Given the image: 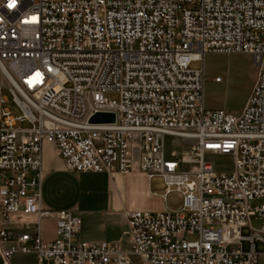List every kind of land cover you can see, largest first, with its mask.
Wrapping results in <instances>:
<instances>
[{
	"label": "built area",
	"instance_id": "1",
	"mask_svg": "<svg viewBox=\"0 0 264 264\" xmlns=\"http://www.w3.org/2000/svg\"><path fill=\"white\" fill-rule=\"evenodd\" d=\"M207 53H245L258 66L242 113L206 108ZM0 72L21 110H4L0 86L5 263L34 253L39 264H135L132 255L144 264H260L264 0H1ZM99 112L115 121L90 122ZM165 135L189 143L167 156ZM45 143L77 172L161 176L164 196L180 191L183 206L126 212L127 247L123 237L84 239L88 213L43 201ZM209 153L233 156V171H218ZM53 213L56 237L46 241L42 221Z\"/></svg>",
	"mask_w": 264,
	"mask_h": 264
},
{
	"label": "rangeland",
	"instance_id": "2",
	"mask_svg": "<svg viewBox=\"0 0 264 264\" xmlns=\"http://www.w3.org/2000/svg\"><path fill=\"white\" fill-rule=\"evenodd\" d=\"M1 2V0H0ZM202 61H194L191 66L194 68L201 67ZM203 65L207 80L204 87L205 106L210 110L223 109L229 113L240 114L247 105L248 98L257 79L259 68L254 63L252 57L245 53L235 54H218L207 53L205 54ZM220 77L221 81L217 82L216 78ZM0 86L3 90L4 110L10 111L14 115L21 113L20 107L15 101L14 95L10 90V86L4 75L0 72ZM110 98L114 101H119V95L112 93ZM22 128H31L33 124L30 121H25L19 124ZM165 151L166 155L170 156L171 152L180 151L184 143L188 141L181 140L179 137L173 135H165ZM206 160L210 161L218 171L231 173L234 169V158L229 154L216 155L207 154ZM70 172L75 173V170ZM70 172H56L52 178L46 181L43 193L44 196L52 204L53 208H64L69 205L79 203L81 201L82 210H92L94 212H102V200L100 203L92 201L88 198L86 190L78 188V177ZM77 172V171H76ZM85 174L84 181L101 184L102 179L91 173H101L93 171H83ZM142 173L144 172H134ZM72 187H69V186ZM128 185V208L137 210H147L151 212H161L167 210H179L183 206V194L173 189L164 198L163 194L167 191V185L163 177H155L152 180V190L154 195H146L141 192L139 185L141 180L137 174H133L127 181ZM100 195H103L101 192ZM53 215V214H52ZM51 215V216H52ZM50 216V218H51ZM46 220H43L44 228H46ZM251 225L254 228H259L263 222L255 217L251 219ZM243 237H249L252 229L245 226L241 230ZM245 250L250 249V242L248 239L244 240ZM256 249L258 252L264 254V242L256 241ZM18 254L13 256L16 258ZM131 259L135 264H144L142 259L137 255H132ZM25 261V260H24ZM12 264H14L12 262ZM24 264V263H23ZM260 264H264V257L261 259Z\"/></svg>",
	"mask_w": 264,
	"mask_h": 264
},
{
	"label": "crops",
	"instance_id": "3",
	"mask_svg": "<svg viewBox=\"0 0 264 264\" xmlns=\"http://www.w3.org/2000/svg\"><path fill=\"white\" fill-rule=\"evenodd\" d=\"M43 158H44V170H45V177L42 185V194H43V201L45 205L54 211L60 209H78L83 212H86L90 215L92 224L90 228L85 229L82 232V238L96 241V240H113L123 237L125 239V243L123 244L124 247H127V236L125 232L127 230L125 215L126 212H131L137 209H130L128 208V185L127 181L129 177L133 174H137L138 178L141 180V185L137 187L141 190L142 193L146 195H154L152 190V180L155 177L149 178L145 173H120L115 172L114 174H109L106 172L101 173H91L95 176L102 179L101 184L92 183V182H85L84 172H70L58 154L56 147L51 143H45L43 147ZM70 172L73 175L78 177V184L77 187L81 188L82 190H86L88 198L90 197V203L95 201L96 203H100L98 200H102V212H94L92 210H82L81 201L79 203H75L69 205V207H62V208H53L52 204L47 200L43 193V188L48 181V179L52 178L54 173L56 172ZM161 178V176H159ZM69 186V185H68ZM72 187V186H69ZM103 192V195H100ZM165 193L163 197L165 198ZM93 204V202L91 203ZM42 234L43 238L46 241H51L56 237V220L55 214L51 216V218H47L46 220V228H44L43 221H42ZM6 246H9L8 244ZM18 255L16 258L13 259V256L9 260L8 263H5L1 254H0V264H39L36 254L34 253H17ZM25 260V261H24Z\"/></svg>",
	"mask_w": 264,
	"mask_h": 264
},
{
	"label": "water",
	"instance_id": "4",
	"mask_svg": "<svg viewBox=\"0 0 264 264\" xmlns=\"http://www.w3.org/2000/svg\"><path fill=\"white\" fill-rule=\"evenodd\" d=\"M115 121V113H110V112H99L94 114L90 122H114Z\"/></svg>",
	"mask_w": 264,
	"mask_h": 264
}]
</instances>
